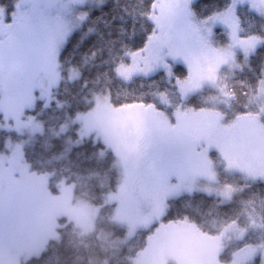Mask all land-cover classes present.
I'll list each match as a JSON object with an SVG mask.
<instances>
[{
    "label": "rangeland",
    "instance_id": "rangeland-1",
    "mask_svg": "<svg viewBox=\"0 0 264 264\" xmlns=\"http://www.w3.org/2000/svg\"><path fill=\"white\" fill-rule=\"evenodd\" d=\"M194 1L154 0V32L115 68L124 79L158 70L171 77L173 65L182 64L187 74L175 81L180 104L169 111V96L156 93L154 99L166 108L153 103L115 106L106 94H96L88 111L66 119L57 131L76 122L79 137L93 134L114 154L119 184L103 199L114 204L115 223L129 231L156 224L132 264H264V242L243 245L229 261L220 262L227 242L245 237L246 229L235 221L210 234L185 219L162 218L167 200L180 193L202 191L222 202L230 199L234 189L219 182L216 163L246 179L264 180V74L254 94L258 112L225 122L218 110L183 103L205 87L227 94L222 73L247 65L262 42L240 34L236 8L246 5L264 18V0H230L205 17L194 14ZM104 2L15 0L10 10L0 5V127L24 136L8 137L0 152V264H21L37 255L57 237L61 216L84 232L94 226L98 205L74 196L69 183L60 182L57 193L51 192L48 173L27 167L22 146L43 130L35 108L39 100L46 106L52 99L62 46L89 11ZM216 29L225 43L219 42ZM248 216L249 227H259V218Z\"/></svg>",
    "mask_w": 264,
    "mask_h": 264
},
{
    "label": "trees",
    "instance_id": "trees-1",
    "mask_svg": "<svg viewBox=\"0 0 264 264\" xmlns=\"http://www.w3.org/2000/svg\"><path fill=\"white\" fill-rule=\"evenodd\" d=\"M14 2L0 0V5L10 10ZM229 2L195 0L192 7L197 17H205L221 11ZM153 6L154 0H105L89 11L62 46L58 56L59 80L52 89V99L46 106H41L39 100L35 108L43 130L23 144L22 157L31 171L48 173L51 192L57 193L60 182L69 183L72 194L98 205V212L93 228L86 232L59 217L57 237L21 264H132V258L147 246V237L156 224L129 231L112 220L114 204L104 202V194L115 190L120 179L112 151L93 134L79 137L76 122L63 132L57 129L66 119L88 111L96 94H106L115 106L153 103L166 108L154 99L156 93L169 96V111L182 102L175 82L187 74L182 64L173 65L171 77L158 70L124 79L115 71L120 61H128L125 53L143 48L154 32ZM236 14L240 34L258 36L262 42L250 54L247 65L222 73L227 94L205 87L183 101L194 109L218 110L225 122L259 111L254 94L264 74V18L246 5H238ZM216 34L221 44L226 42L219 29ZM261 121L264 125V111ZM8 137L18 140L24 136L0 127V152L6 150ZM212 156L216 157L214 153ZM216 171L219 182L234 189L228 201L202 191L180 193L167 200L162 218L165 222L185 219L210 234L231 221L245 228V237L227 242L220 253V262L226 263L243 245L264 242V180L246 179L225 170L220 163H216ZM249 214L259 218V227H249Z\"/></svg>",
    "mask_w": 264,
    "mask_h": 264
},
{
    "label": "flooded vegetation",
    "instance_id": "flooded-vegetation-1",
    "mask_svg": "<svg viewBox=\"0 0 264 264\" xmlns=\"http://www.w3.org/2000/svg\"><path fill=\"white\" fill-rule=\"evenodd\" d=\"M143 161L145 162L146 161V158H143ZM0 205H1V203H0ZM11 233V232H10ZM10 233H8L9 235H10ZM6 236H7V233H6Z\"/></svg>",
    "mask_w": 264,
    "mask_h": 264
}]
</instances>
